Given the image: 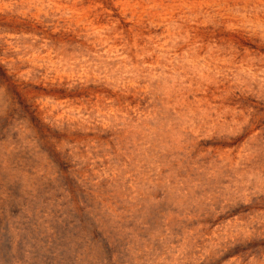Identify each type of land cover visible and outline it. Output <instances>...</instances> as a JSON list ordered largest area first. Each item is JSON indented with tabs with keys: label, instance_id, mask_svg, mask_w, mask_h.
I'll return each mask as SVG.
<instances>
[{
	"label": "rangeland",
	"instance_id": "rangeland-1",
	"mask_svg": "<svg viewBox=\"0 0 264 264\" xmlns=\"http://www.w3.org/2000/svg\"><path fill=\"white\" fill-rule=\"evenodd\" d=\"M0 264H264V0H0Z\"/></svg>",
	"mask_w": 264,
	"mask_h": 264
}]
</instances>
